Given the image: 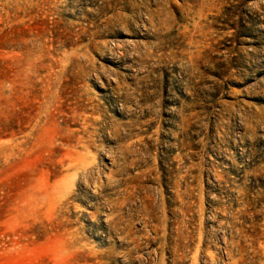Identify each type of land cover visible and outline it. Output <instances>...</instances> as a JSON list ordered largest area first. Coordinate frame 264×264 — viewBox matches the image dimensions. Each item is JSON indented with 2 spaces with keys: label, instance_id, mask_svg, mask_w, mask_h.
I'll use <instances>...</instances> for the list:
<instances>
[{
  "label": "rangeland",
  "instance_id": "obj_1",
  "mask_svg": "<svg viewBox=\"0 0 264 264\" xmlns=\"http://www.w3.org/2000/svg\"><path fill=\"white\" fill-rule=\"evenodd\" d=\"M0 264H264V0H0Z\"/></svg>",
  "mask_w": 264,
  "mask_h": 264
}]
</instances>
